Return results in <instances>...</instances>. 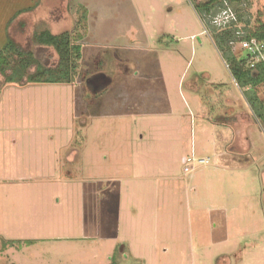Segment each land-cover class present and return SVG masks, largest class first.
<instances>
[{"label": "rangeland", "instance_id": "374dc122", "mask_svg": "<svg viewBox=\"0 0 264 264\" xmlns=\"http://www.w3.org/2000/svg\"><path fill=\"white\" fill-rule=\"evenodd\" d=\"M199 2L0 0V46L80 44L69 82L0 75V264H264V124ZM237 2L250 34L264 0Z\"/></svg>", "mask_w": 264, "mask_h": 264}, {"label": "trees", "instance_id": "16d2710c", "mask_svg": "<svg viewBox=\"0 0 264 264\" xmlns=\"http://www.w3.org/2000/svg\"><path fill=\"white\" fill-rule=\"evenodd\" d=\"M237 1L228 0L235 11L236 21H230L223 27L211 24L210 17L218 10L225 9L224 0H200L196 11L201 18L205 17L216 49L236 83L249 92L250 95L247 96L254 105H252L253 111L258 114L259 122L263 125L264 107L254 94L253 88L264 83V66L249 67L246 56L240 57L234 54L231 42L250 38L264 41V21L259 22L255 30L248 34L245 27L238 26L242 18L238 13ZM239 32L241 33L238 34ZM31 40L38 46L52 48L57 54L56 64L45 65L31 49L22 47L8 36L5 43L0 46V75L3 82L17 84L69 82L75 74L77 61L80 59V44L75 43L73 33L68 30L53 33L49 28L37 27L32 31Z\"/></svg>", "mask_w": 264, "mask_h": 264}, {"label": "built area", "instance_id": "2783aa9c", "mask_svg": "<svg viewBox=\"0 0 264 264\" xmlns=\"http://www.w3.org/2000/svg\"><path fill=\"white\" fill-rule=\"evenodd\" d=\"M236 15L232 10L227 7L222 9L216 15L210 17V22L213 25L223 27L229 24L230 21H236ZM239 32L238 34H240ZM238 44L239 49L246 52L245 56L248 59L249 67L254 68L256 65H263L264 66V41L257 40L256 38L250 39H240L238 41L231 42L232 50L233 47ZM227 66V65H226ZM198 163H207L208 159H195L193 155L191 156H184L182 158L183 170L185 172L190 171V166L195 162Z\"/></svg>", "mask_w": 264, "mask_h": 264}, {"label": "crops", "instance_id": "0c3cea01", "mask_svg": "<svg viewBox=\"0 0 264 264\" xmlns=\"http://www.w3.org/2000/svg\"><path fill=\"white\" fill-rule=\"evenodd\" d=\"M217 50V49H216ZM217 52H218V50H217ZM219 53V52H218ZM236 134V133H235ZM251 146H252V144H250V141L248 142V144H247V147H248V149L249 148H251Z\"/></svg>", "mask_w": 264, "mask_h": 264}]
</instances>
